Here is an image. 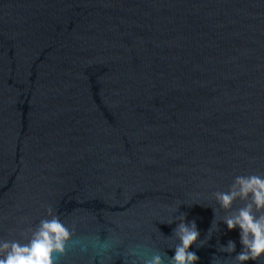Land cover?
<instances>
[{
  "label": "water",
  "instance_id": "water-1",
  "mask_svg": "<svg viewBox=\"0 0 264 264\" xmlns=\"http://www.w3.org/2000/svg\"><path fill=\"white\" fill-rule=\"evenodd\" d=\"M248 174L264 0H0V237L52 208L74 231L58 264H142L186 214L198 264H233L212 193Z\"/></svg>",
  "mask_w": 264,
  "mask_h": 264
},
{
  "label": "clouds",
  "instance_id": "clouds-1",
  "mask_svg": "<svg viewBox=\"0 0 264 264\" xmlns=\"http://www.w3.org/2000/svg\"><path fill=\"white\" fill-rule=\"evenodd\" d=\"M212 197L218 207L209 205L214 214L208 229L209 238L213 231L218 230L216 213L223 210L225 214L219 220L228 231L238 229L240 249L237 251V241L230 239L220 245L219 251L230 254L233 264L259 262L264 257V175H237L226 191H215ZM237 201L239 206L234 207ZM176 220L179 222L173 229L175 242L170 245L173 254L156 251L150 258L143 259L142 264H198L200 257L191 249L198 241L200 246L205 243L199 239L200 230L195 220H188L186 214L168 222ZM73 235L74 231L52 208H48L44 218L21 233L22 240L0 237V264H58ZM212 264H223V260L213 254Z\"/></svg>",
  "mask_w": 264,
  "mask_h": 264
}]
</instances>
